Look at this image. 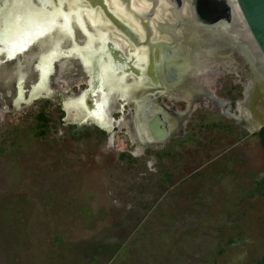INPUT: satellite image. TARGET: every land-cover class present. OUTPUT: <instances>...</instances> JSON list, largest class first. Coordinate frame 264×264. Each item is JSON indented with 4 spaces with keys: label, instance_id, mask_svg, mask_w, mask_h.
Segmentation results:
<instances>
[{
    "label": "rangeland",
    "instance_id": "obj_1",
    "mask_svg": "<svg viewBox=\"0 0 264 264\" xmlns=\"http://www.w3.org/2000/svg\"><path fill=\"white\" fill-rule=\"evenodd\" d=\"M83 6L0 0V39L20 47L36 31L56 48L47 31L58 27L59 40L73 35ZM136 13L144 20L152 14ZM87 35L75 51L112 66L108 38L98 30ZM210 83L229 107L197 105L187 133L158 150L136 147L123 131L108 142L70 136L62 128V95L0 106V264H264V148L223 113L240 99L237 76L224 71ZM64 88L75 97L82 87ZM88 96L73 102L87 116L94 113ZM162 152L168 154L159 160Z\"/></svg>",
    "mask_w": 264,
    "mask_h": 264
},
{
    "label": "flooded vegetation",
    "instance_id": "obj_2",
    "mask_svg": "<svg viewBox=\"0 0 264 264\" xmlns=\"http://www.w3.org/2000/svg\"><path fill=\"white\" fill-rule=\"evenodd\" d=\"M64 7L66 8V2ZM116 14L121 16L120 13ZM100 15L101 14H96L95 16L97 18L92 20L89 18L87 19L84 15L79 22L80 24L76 22L72 26L71 30L73 35L62 38L61 40H59L58 27L56 29H51V31H47L52 33L48 40L57 41V44L59 43V46L56 48L49 44L50 42L48 41H44V45V37H42V35L40 36L36 31H34L29 40L23 43L20 47L16 46L15 48H11L9 44L14 41L6 43L1 40L3 45L2 48L0 46V106L5 108L6 103L11 99L15 100V103L19 106L21 103H26V101H32L34 97L38 95L44 97H48V95H62L60 110L64 114L62 118V128L64 131L72 137L75 135L85 137L86 135L94 134L101 138L105 137L108 142L112 139V136L115 133L123 131L128 134L126 124L124 123L130 119V122L133 124V115L135 114L133 106H135L138 101L142 102L144 105L145 102L149 100L150 95H153L154 102L157 103L158 107L164 108L173 116L177 114L181 116L187 113L189 109H191L192 112L194 111L195 107L192 109L193 106L191 107L187 101L182 99V97L185 94V96L192 102L197 101L198 97L194 98L196 95L193 96L192 94V92L197 94L196 89H199L200 95H203L201 97L202 101L205 100L202 105L198 104L201 107H206L207 103L209 105H215V103L218 105V102L226 101L218 99L215 96L214 91L210 89V85L206 84L210 79L209 76L213 77V74L210 75L209 72L210 66L213 65L211 62L204 63V65L202 64L201 69L203 70L200 73L196 72V74H187V79L185 80L187 81L186 89L184 90L183 86L185 85V82L179 84L177 81H172L170 78L171 73H169V67L163 65V63L158 66L159 71L157 72V79L159 85H157L158 87H155V85H153L155 79L153 76H150V63L148 62L139 63L136 61L129 66V64L122 65L119 61H115V64L113 63L112 66H103L100 62L91 63L86 61L82 54L80 55L77 53L75 49L85 47L88 38L87 34H92L96 30L100 31L108 38L107 42L110 41L114 43L120 49L123 48L126 51L130 50V52L133 53L136 48L134 45L135 43L130 40V37L127 38L126 35H124L125 33L117 29L111 20L103 18L105 19L104 22ZM126 16L127 18L129 17L128 23L133 27L136 23V30L140 31V22L138 21L137 23L130 15ZM166 16L167 15L161 14L152 19L151 23L153 28L157 29L159 22H176L173 16H171V19H167ZM135 33H137L136 38H143V41L147 35H149L147 34V30H141V32L136 31ZM156 34H158V38L162 39V41L174 44L173 47L178 49L179 45L175 46L178 43L176 44V41L169 37L168 34L160 32ZM143 51L145 52V50ZM45 57H50L51 61L49 65L44 64L43 61ZM165 58L167 57H164V59ZM169 58L170 56H168L167 60ZM178 58H181V56L179 55V57H177L173 55L171 59H169V61L172 60V62L167 64H171L172 66L179 65L182 69V65L178 64L176 61ZM111 59L114 60L113 57H111ZM205 64H210V66L208 67ZM227 65L229 68L230 65ZM133 68L140 70V77L135 74ZM181 69H179L180 75L183 76L184 72ZM230 69L231 70L227 72L233 73L232 70H235V68ZM223 72L224 71L221 69V72L218 75ZM199 74H203V76L199 78ZM180 75L178 78L181 80L182 76ZM234 75L237 76L239 82L238 85L242 88L239 95L240 99L238 100H242L244 98L245 86L243 85L241 77L236 73H234ZM70 85H79L82 87L75 97L64 95L66 93L64 87H69ZM11 86H13V88H11ZM186 91H190V94L186 93ZM209 91L214 94L212 95ZM156 92H160L158 97L156 96ZM25 93H28V98L25 97ZM86 95H89V105L94 109V113L89 114L88 116L84 114V111L82 110L83 108L77 110L73 104L74 101L79 100ZM236 96L238 95L234 91L233 97ZM174 102L183 104L181 110L176 109L178 106L173 104ZM233 111H235V108ZM95 112L98 114L95 115ZM190 120L189 115L187 118L188 124L192 121ZM260 131H257L254 134L248 133L249 135L257 136L264 148L262 143L263 138L259 134ZM186 133L187 131L183 130V132H177V136L182 137ZM134 144L142 150L145 149V146L141 141H134Z\"/></svg>",
    "mask_w": 264,
    "mask_h": 264
},
{
    "label": "water",
    "instance_id": "obj_3",
    "mask_svg": "<svg viewBox=\"0 0 264 264\" xmlns=\"http://www.w3.org/2000/svg\"><path fill=\"white\" fill-rule=\"evenodd\" d=\"M81 1L84 5V14L87 19L89 18L92 20L97 18L95 16L96 14H101V19L104 17L105 19L111 20L117 29L125 33L124 35H126L127 38L130 37V40L135 43L136 48L134 52L131 53L130 50L126 51L123 48L120 49L109 41L108 45L110 49H115V54L112 52L110 53V56L113 57L115 61H119L122 65L129 64L130 66L136 62L135 53L147 47V58L145 63H150L149 73L150 76H153L155 79V83L153 84L155 87L159 85L157 72L159 71L158 66L162 63L169 67V73H171L170 78L174 82L179 81V69H181L179 65L172 66L171 64H167L171 62V60L168 62L166 60L168 56L173 53L174 47L171 49V44L168 42L165 43L162 39H158V34L156 33H166L175 40L177 37V30L183 27H185V30L192 28L197 34L201 32L200 36L203 37L201 43L188 41L187 45L190 47V52L186 58H190V60L193 61V57L197 54L198 50L204 52L208 47H211L213 49L221 48L226 50L225 58L228 60L233 59L234 56L240 59L246 67L245 76L247 79L244 81L241 78L245 86L244 98L236 102L235 111L233 113L230 112L231 108H228L226 110L228 112L227 115L235 119L236 123L245 128L250 134H254L264 127V77L257 72L259 71L258 65L264 69V0H168V7L165 9V12L170 16L172 15L176 22H159L157 29L153 28L151 22L152 19L159 14L157 10L159 4L155 5L151 0H146L149 3V9L147 10L136 6L134 0H130V3L123 0L124 5L117 0L120 6H123L124 13L121 16L112 10V6L109 4L108 0H103L106 4L108 13L104 12L99 3L100 0ZM233 2L236 3L243 22L245 23L243 28L247 35L250 36V41L248 42L241 41L232 32L233 28L236 26V12ZM176 5H180L181 7L175 8ZM185 7L188 8L187 12H185ZM63 8L66 9L64 6ZM139 10L147 14H152L150 17L148 16L146 20L141 18L138 19L136 18L138 17L136 16V12ZM126 13H131L135 19L140 22L141 30H147V34L149 35H147L144 41L143 38H136L137 33L135 32L137 30L128 23ZM181 13L183 16L180 18L181 20H179L178 16H180ZM186 15L188 17L187 20L184 19ZM182 19L187 23L184 24ZM162 26H169V28L161 30L160 28ZM155 34L157 36H155ZM210 38H213V40H210ZM177 42H179V40H176V44ZM155 43L158 46H156ZM166 44L169 45L165 46ZM2 45L3 42L0 39V46L2 47ZM164 57L167 58L164 59ZM207 57L212 59L211 61L213 63V66H210L209 72H214V70L220 71L221 69L224 70L225 65L221 62L223 60L216 61L214 58H210V56ZM176 61L178 64L182 63L180 58ZM230 63L232 62L230 61ZM133 70L137 76H141L140 70L134 68ZM189 71L190 70H188V72ZM236 74L240 76L237 72ZM202 76L203 74H201V77ZM180 84H183V82ZM186 93H190V91H186ZM159 94L160 92H156L157 97ZM193 95L196 94L193 92ZM191 104H194V102H191ZM133 108L135 110V114L133 115L135 137L137 141H141L144 144L145 149H154L153 147L157 145L161 146L160 149H163L171 139L177 136V132H183L185 122L192 112V110L189 109L187 113L181 115L183 117L180 115L173 116L169 111L167 112L164 108L158 107L157 103L154 102L153 95L149 96V100L146 101L144 105L142 102L138 101Z\"/></svg>",
    "mask_w": 264,
    "mask_h": 264
},
{
    "label": "bare ground",
    "instance_id": "obj_4",
    "mask_svg": "<svg viewBox=\"0 0 264 264\" xmlns=\"http://www.w3.org/2000/svg\"><path fill=\"white\" fill-rule=\"evenodd\" d=\"M109 1H111V3H115L116 5H118V7L117 6H115V9L116 10H118L119 12H120V15H122L123 13H124V11H123V8L120 6V4L118 3V1L116 2V0H109ZM113 1V2H112ZM234 1V0H233ZM121 2V1H120ZM134 2H135V4H136V6H138V7H140V8H143V9H149V3L146 1V0H134ZM168 0H159V6H158V8H157V10L159 11V14L158 15H161V14H164V15H167L166 17H167V19H171V16L169 15V14H166V12H165V9L168 7ZM233 4H234V7H235V12H236V20H235V28H233V30H232V32H233V34H235L237 37H238V39H240L241 41H244V42H248V41H250V39H249V35H247V33L245 32V30H244V25H245V23L243 22V19H242V17H241V14H240V12H239V9H238V7H237V5H236V3L235 2H233ZM187 7H185V12H187ZM161 10V11H160ZM127 15H130L133 19H135V17L131 14V13H126ZM142 15V14H141ZM148 15V14H147ZM145 16V15H144ZM127 17V16H126ZM129 18V17H128ZM140 18V17H139ZM187 15H186V17H184V19L185 20H187ZM144 19V18H143ZM184 19H182V22L185 24V23H187V22H185V20ZM135 21L138 23V21L135 19ZM135 23V22H134ZM183 24V25H184ZM136 26H137V24L135 23V25H134V27L136 28ZM163 27V26H162ZM115 28V27H114ZM165 28V27H164ZM167 28V27H166ZM138 32H141V30L139 31V30H137ZM118 32V31H117ZM201 35V32H199L198 34L194 31V30H192V28H190V29H186L185 30V27H183L182 29H179L178 31H177V37H176V39H175V41L176 40H179V42H177L178 44L177 45H179L178 46V49L177 48H175L174 47V51H173V53L171 54V55H169L170 56V59H171V57L174 55V56H177V57H179V55L181 56V61H182V63H181V67H182V69L181 70H183V72H184V75L182 76V75H180V76H182V79L180 80V78H179V80L180 81H178V83L180 84V83H184L185 82V85H184V87H183V89L185 90L186 88V83H187V81H185L186 79H184V78H187V74L189 75L190 73H195L196 74V72H201L203 69H201V66H202V64L204 65V63H212V59H209V57H207V56H210V58L212 57V58H214L216 61H220V60H223V61H221L222 63H223V65L224 64H226L225 65V68H224V70L223 71H229V70H231L230 68H235V70H232V72L233 73H238V74H240V76H241V78L245 81V79H247L246 78V76H245V73H246V71H245V69H246V67L244 66V64H243V62L240 60V59H237V57H233V59H231V60H228V59H226L225 58V55H226V50H224V49H221V48H219V49H216V48H211V47H208L204 52H206V53H204L203 51H199L198 50V52H197V54H195L194 55V57H193V61H191L190 60V58L188 59V58H186L188 55H189V52H190V47L187 45V43H188V41L189 42H192V41H195V42H199V43H201L200 42V39L201 38H203V37H201L200 36ZM156 36V35H155ZM139 38V37H138ZM157 38V37H156ZM188 38V39H187ZM158 39H160V38H158ZM121 40V39H120ZM129 40V39H128ZM210 40H213V38H210ZM125 42V41H124ZM130 42V41H129ZM194 42V43H195ZM131 43V42H130ZM211 43H213V42H211ZM132 44H133V42H132ZM210 44V43H209ZM135 45V44H134ZM124 46V45H123ZM2 48V47H1ZM3 49H5V48H3ZM143 50H146V48H142V50H139V52L137 53H135V56H136V61L137 62H139V63H144L145 62V60H146V55H145V52L143 51ZM203 57V58H202ZM213 59V60H214ZM167 62L169 61V59L168 60H166ZM230 61L233 63H230ZM171 62H172V60H171ZM235 63V64H234ZM227 64H229L230 66H229V68H228V65ZM200 65V66H199ZM206 66H210V64H205ZM235 65V66H234ZM190 66V67H189ZM193 66V67H192ZM195 66V67H194ZM213 66V65H212ZM185 67V68H184ZM189 67V69L188 70H190L189 72H188V70H187V68ZM192 67V68H191ZM184 70H186V71H184ZM196 70V71H195ZM258 70L259 71H257V72H259V74L262 76V77H264V69L262 68V67H259V65H258ZM221 72V70L220 71H215L214 70V72H210V75L213 73V77H211V76H209V81H207V85L208 84H211L210 83V81L211 80H213V79H215L217 76H218V74ZM198 77L199 78H201V75L199 74L198 75ZM206 79H207V77H206ZM196 80V79H195ZM203 83H204V81H203ZM201 84H202V82H201ZM175 86V85H174ZM181 87V86H180ZM164 88V87H163ZM203 88V87H202ZM181 89V88H180ZM173 92V91H172ZM196 92H197V94H196V96L194 97V98H197L198 97V102H194V104H191V100L190 99H188V97H186L185 96V94L183 95V97H182V99L183 100H185V101H187V103L192 107L193 106V108L192 109H194V107H196L198 104H200V105H202L203 103H204V101H202V99H201V97L203 96V95H200V90L199 89H196ZM206 93V92H205ZM178 94V93H177ZM182 94V93H181ZM190 94V93H189ZM192 94H193V92H192ZM212 95H213V93H212ZM192 96V95H191ZM194 96V95H193ZM201 99V100H200ZM226 102V101H225ZM186 103V102H185ZM186 103V104H187ZM221 103H223L222 101H221ZM229 104V102H227V105ZM229 107V106H228ZM222 108H224L223 106H222ZM225 109V108H224ZM223 109V111H224V113L225 114H228V112L226 111V110H224ZM178 115V114H177ZM114 124V123H113ZM124 124H126V128H127V131H128V134H129V136L131 137V139L133 140V142L135 141H137V139H136V137H135V133H134V127H133V124L130 122V119H128V121L126 122V123H124ZM118 125V124H117ZM138 142V141H137ZM160 147L161 146H159V145H157V146H154L153 148H155V149H160Z\"/></svg>",
    "mask_w": 264,
    "mask_h": 264
},
{
    "label": "trees",
    "instance_id": "obj_5",
    "mask_svg": "<svg viewBox=\"0 0 264 264\" xmlns=\"http://www.w3.org/2000/svg\"><path fill=\"white\" fill-rule=\"evenodd\" d=\"M42 119H43V117H41ZM261 136H262V138H263V145H264V128L260 131V133H259ZM167 152H162V153H157L156 154V156H157V158L159 159V160H161V159H163V157H166L167 156ZM121 158L122 159H124L125 158V156L124 155H122L121 156ZM261 187H262V195L264 196V177H263V179L261 180ZM106 252H108L107 250H104V252H103V254H106Z\"/></svg>",
    "mask_w": 264,
    "mask_h": 264
}]
</instances>
